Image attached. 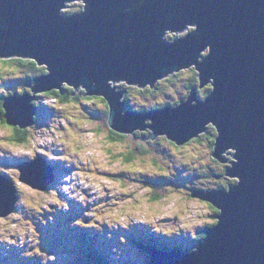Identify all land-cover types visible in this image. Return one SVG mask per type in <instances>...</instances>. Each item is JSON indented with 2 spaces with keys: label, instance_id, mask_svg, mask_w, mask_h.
<instances>
[{
  "label": "water",
  "instance_id": "95a60500",
  "mask_svg": "<svg viewBox=\"0 0 264 264\" xmlns=\"http://www.w3.org/2000/svg\"><path fill=\"white\" fill-rule=\"evenodd\" d=\"M77 1L83 3L80 13L60 14ZM168 33L175 35L171 41ZM13 57L49 71L33 87L26 85L32 94L58 91L65 82L75 91L81 85L83 96L106 100L108 126L118 134L148 128L152 134L139 140L163 135L180 146L214 127L212 158L231 163L225 176L238 182L226 191L189 190L191 198L217 210L215 225L205 229L194 252L151 251L147 264H264V0H0V58ZM191 68L197 89L209 85L211 91L201 101L191 89L173 108L124 112L125 92L108 85L154 88ZM33 98H4L9 127L33 125ZM229 149L235 162L221 157ZM35 163L19 166V180L44 191L53 177L45 166L46 180L39 172L36 179L29 167L38 171ZM2 183L10 202L0 193V217H6L15 211L16 189L0 176Z\"/></svg>",
  "mask_w": 264,
  "mask_h": 264
},
{
  "label": "rangeland",
  "instance_id": "374dc122",
  "mask_svg": "<svg viewBox=\"0 0 264 264\" xmlns=\"http://www.w3.org/2000/svg\"><path fill=\"white\" fill-rule=\"evenodd\" d=\"M82 9V3H72L60 14L71 16ZM190 31L176 36L183 37ZM171 37L168 33L165 38ZM37 68H42L44 74L36 76L33 69L0 63V96L16 90L30 97L34 95L35 102L32 100L30 104L37 116V121L34 117L33 125L26 128L30 137L24 145L10 144L7 141L11 136L10 127H0V176L16 189L15 211L0 217V264L147 263L146 252L138 249L134 242L123 240V229H130L128 234L142 239L141 230L147 227L146 232L163 234L161 239L168 245H179L182 249L197 246L194 240L201 237L198 233L216 223L218 212L209 204L191 198L189 190L226 191L227 186L238 182L237 178L225 176L231 163L212 158L210 134L214 135L215 142L214 131L207 129L198 141L191 139L180 146L164 140L163 135L154 140H139L152 134L148 128L121 134L125 136L122 143L111 142L105 103L97 97L83 96L87 91L81 85L77 91L70 87L69 93L80 98L79 102L70 100L60 104L45 96L49 90L32 94L26 85L33 87L34 80L49 74L44 66ZM195 73L197 76L191 68L178 73L179 77L171 82L166 80L172 75L162 79L158 83L161 90L148 97L137 93L145 88L125 82H109L108 85L124 91L136 111L164 103L173 107L181 99L184 101L188 92L186 85ZM27 77L28 81L32 77L33 80L26 82ZM64 86L69 88L62 83V93L66 92ZM206 88L197 92L198 100H203ZM135 110L132 112L140 114ZM149 123L145 119L144 124ZM141 149L145 155H140ZM224 152L223 159L236 161L231 157L234 150ZM130 153L135 156L133 162H126L120 156ZM34 160L43 177L46 163L58 169L55 184L47 186V190H34L19 180L21 164L17 163ZM213 175L222 177L216 180ZM135 178L143 182L136 183ZM0 185L1 190L7 186ZM0 193L4 201H8L7 194ZM9 197L12 198L10 194ZM84 221L106 238L103 239L108 253L99 251L98 244L102 240L91 236L89 227L76 225ZM89 242H94V256L88 250ZM96 249L99 253H95ZM98 258L101 262L96 260Z\"/></svg>",
  "mask_w": 264,
  "mask_h": 264
},
{
  "label": "trees",
  "instance_id": "16d2710c",
  "mask_svg": "<svg viewBox=\"0 0 264 264\" xmlns=\"http://www.w3.org/2000/svg\"><path fill=\"white\" fill-rule=\"evenodd\" d=\"M171 36H172L171 38H168V41H171L172 38L174 37V35H171ZM0 63H3V64H14V65H16L18 67H23V68H25L27 70H30V71L33 69L36 72V76H40V75L44 74L43 69L42 68L41 69L37 68L38 66L36 65V63L34 61L30 60V59L21 60V59H17V58H10V59L0 58ZM191 72H193V70ZM178 75L179 74L172 75V77H171L172 79L170 78V80L167 79L166 81L167 82H171V81H173V79H177L179 77ZM28 79H29L28 77L25 79L26 82L28 81ZM32 80H33V77L28 82H31ZM159 82L160 81H158L155 84L154 88L145 87L144 90H138L137 93L139 95L143 96V97H148L149 95H152V96L154 95L155 96V93L156 92H159L161 90L160 85L158 84ZM197 86H198V80H197V76H196V73H195L194 77L187 83L186 90H188V93H189V91L191 89H193V88H196L197 89ZM206 87H207L206 88V92H205L203 98H205L210 93V91H211V88H210L209 85L206 86ZM64 89L66 90L65 93H62V92H64L63 91V88H62V92H59V91H57V90L54 89L52 91L45 92L44 94H45L46 97H51V99H53L54 101L59 102L60 104L68 103L70 100L75 101V102H79L80 101V98H77L76 96L75 97H72V94H69L71 92V88L70 87L69 88H66L65 87ZM134 90H136V89H134ZM198 91L199 90L197 89V92ZM15 93L17 94V96H21L23 94L27 95L26 92H20V90H16L14 92L10 91L9 93H6L5 95L0 96V127H9L6 124V121L4 120V113L5 112H4L2 106H3V103H4V98L5 99L6 98H9V97L15 95ZM89 98H92V97H89ZM96 99H98L99 101H102L103 103H105V105H106V113L105 114H106V120L108 121L109 108H108L107 101L104 100L101 97H97ZM182 100L183 99H181L180 101H182ZM122 101L125 102L126 111L132 112V110H135V109H132L131 106H130V104L128 103V96L124 95ZM180 101H178L177 103H175L173 107L177 106ZM33 102H35V101H33ZM163 107H170V105L167 104V103L161 104V106L160 105H155V106L152 105L151 107L145 108L143 110H137V111L135 110L134 112L148 113V112H151V111L160 110ZM170 108H172V107H170ZM34 120H35V122L37 121V116L35 117ZM207 129L208 130L209 129L213 130L214 133H215V136H216V131H215V129H214V127L212 125H208V127H206V130ZM10 130H11V136L7 140L10 144H13V145H24V144H27L28 143V139H29L30 136H29V134H28V132H27L26 129L21 130L18 127H16V128L10 127ZM110 132H111V134H113L115 136L113 138L112 137L109 138V140L111 142H115V143H122L123 142V139L125 138V136H123L121 134H118V133L114 132L113 130H110ZM203 134H205V133H203ZM203 134H201L195 140L198 141V139H201V136ZM210 136H211V144L213 145L214 144V141L212 140V137L214 135H211L210 134ZM163 139L166 140V141H168V142H171V141L167 140L166 138H163ZM192 140H194V139H192ZM212 141H213V143H212ZM171 144L172 145H175L174 143H171ZM140 155L141 156L142 155H145L143 149L140 150ZM120 156L121 157L123 156V159L126 162H133V159L135 158L134 154H131V153L128 154V155L127 154H124V155L120 154ZM209 175H212V174H209ZM216 176H220V175H213L214 179H215ZM133 180H134V182L139 183V184L143 182V181H141V180H139L137 178H135ZM211 208L213 209L212 206H211ZM214 225L215 224H211V225H208V227H212ZM128 230H130V229H126V230L123 229L122 230V233H124L122 235L123 240L125 238L128 241H130L131 243L134 242V244L137 246V248H139L140 250L146 252L147 254H149L152 249L158 250V251H164V252H173V251H176V250H180V252H185V253H187V252H193V250H196L197 247H198V245L205 238V233L203 231V232H201L199 234L201 237H198V241L197 240H194L196 242L197 246L194 245L190 249L181 250L182 248L179 245H168L166 241L162 240L161 238L164 237L162 234H156V233L150 234L147 237H144V238H142L140 240V238L139 239H136V237H135L134 234H132V233H129L128 234ZM103 244H105L107 246L106 242H104ZM105 249H106V247H105ZM88 250L90 252V255L91 256H94V250L91 249V248H88ZM96 260H99L101 262V260L99 258L96 259ZM145 264H147V263H145Z\"/></svg>",
  "mask_w": 264,
  "mask_h": 264
},
{
  "label": "bare ground",
  "instance_id": "6f19581e",
  "mask_svg": "<svg viewBox=\"0 0 264 264\" xmlns=\"http://www.w3.org/2000/svg\"><path fill=\"white\" fill-rule=\"evenodd\" d=\"M78 3H82L81 1H77ZM76 2V3H77ZM83 4V3H82ZM193 89H196V88H193ZM188 91V90H187ZM187 95H188V92H187ZM30 97V96H29ZM173 108V107H172ZM35 115H36V112H35ZM35 115H34V117H35ZM33 117V118H34ZM24 162H22V163H20L21 165L23 164ZM46 165H47V163H46ZM32 172H33V174L35 175V178L37 179V174H38V172H39V175H40V177H41V179H40V181L42 182V181H44V180H46V177H45V174H46V170H44V177H43V175L41 174V171H40V169H38V171L37 170H32ZM7 202H10L9 200L7 201ZM102 246H106V245H104V244H102ZM100 249H101V251H104V252H106V250L105 249H103L102 247H100ZM115 251V250H114Z\"/></svg>",
  "mask_w": 264,
  "mask_h": 264
},
{
  "label": "flooded vegetation",
  "instance_id": "af4514ba",
  "mask_svg": "<svg viewBox=\"0 0 264 264\" xmlns=\"http://www.w3.org/2000/svg\"><path fill=\"white\" fill-rule=\"evenodd\" d=\"M110 137L113 138V137H115V136H114L113 134H111V132H110V133H109V138H110ZM221 177H222V175H220V176H216L215 179H216V180H219ZM200 233H201V232H200ZM200 233H199V234H200ZM199 234H198V235H199ZM199 236H200V235H199Z\"/></svg>",
  "mask_w": 264,
  "mask_h": 264
}]
</instances>
